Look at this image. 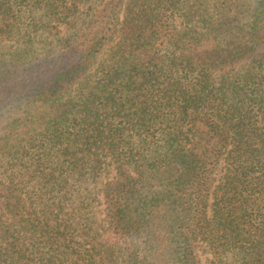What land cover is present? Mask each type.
<instances>
[{"label": "trees", "instance_id": "obj_1", "mask_svg": "<svg viewBox=\"0 0 264 264\" xmlns=\"http://www.w3.org/2000/svg\"><path fill=\"white\" fill-rule=\"evenodd\" d=\"M36 1L70 28L0 57V118L40 102L0 144V264H264V0Z\"/></svg>", "mask_w": 264, "mask_h": 264}, {"label": "rangeland", "instance_id": "obj_2", "mask_svg": "<svg viewBox=\"0 0 264 264\" xmlns=\"http://www.w3.org/2000/svg\"><path fill=\"white\" fill-rule=\"evenodd\" d=\"M12 2L21 19V21L17 23V26L21 28L19 30L17 29L20 35L0 38V57H9L10 54H6L17 50L16 48L19 46H28L30 53L44 52V50H47L46 48H50L49 46L53 44V40L58 34H60L58 30H60L62 33L64 31L67 32L70 28V25H66V22H60L59 20L53 19V13L48 12V8L44 6L46 3L44 1L12 0ZM86 4H88V1L87 3L86 1L82 2L80 7H86ZM121 18L122 14L120 15V19ZM95 67L96 66L92 67V71L95 69ZM28 103L29 102H25L21 106L11 108L0 118V144L3 141L4 135L9 131L13 120L19 116L25 118L26 114H28L30 111L35 112L37 105L40 104V102H34L30 103V105H27ZM2 162L3 160L0 155V195L6 192L7 188V176L5 166H3ZM222 172V168H220L217 171V176L220 177ZM115 175L116 168L111 164L109 169L103 172L97 183L100 184L102 181L105 182L107 179H110ZM104 208V201L102 197H100L95 205L97 220L99 223L106 225ZM0 214L2 215L1 217L5 219L6 213L2 204V197L0 199ZM103 232V238L107 241L110 240V242L115 244L121 243L124 247H128L129 244H131L124 237L115 235L114 232L109 228L106 229L105 227ZM196 246L200 263L207 264V259L209 256H211L209 246L202 240H199Z\"/></svg>", "mask_w": 264, "mask_h": 264}]
</instances>
